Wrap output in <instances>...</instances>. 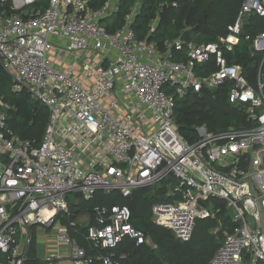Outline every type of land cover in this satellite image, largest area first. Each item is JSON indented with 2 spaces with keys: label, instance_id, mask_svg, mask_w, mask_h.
Segmentation results:
<instances>
[{
  "label": "built area",
  "instance_id": "1",
  "mask_svg": "<svg viewBox=\"0 0 264 264\" xmlns=\"http://www.w3.org/2000/svg\"><path fill=\"white\" fill-rule=\"evenodd\" d=\"M36 2L0 0V69L12 93H26L49 112L37 143L18 138L7 126L8 105L0 109V264H27L40 233L64 252L47 264H125L116 248L126 238L155 250L128 207L90 203L97 192L128 198L163 182L172 201L152 205L156 226L188 242L197 220L224 211L231 232L211 264H264V32L243 31L253 17L264 19V0H243L215 42L178 39L165 53L136 39L137 5L110 34L100 24L107 3L94 10L90 0H49L44 9ZM51 38L99 54L90 88L49 58ZM241 43L250 58L260 56L253 81L229 63ZM220 88L229 104L242 107L247 126L221 132L196 126L195 139H183L175 98Z\"/></svg>",
  "mask_w": 264,
  "mask_h": 264
},
{
  "label": "trees",
  "instance_id": "2",
  "mask_svg": "<svg viewBox=\"0 0 264 264\" xmlns=\"http://www.w3.org/2000/svg\"><path fill=\"white\" fill-rule=\"evenodd\" d=\"M36 7L47 6L49 0H36ZM109 0H90L94 10L102 9ZM243 0H118L116 11L100 24L113 34L125 24L126 15L138 5L131 29L137 40L155 43L161 53H165L166 44L178 39L197 45L215 42L226 36L228 27L236 19ZM245 34L256 35L264 32V19L253 17L244 28ZM174 50L171 57L174 59ZM180 56V55H179ZM230 64L241 65L253 81L260 56L250 58L246 43H241L233 54L228 55ZM10 82L0 69V95L5 83ZM14 94V93H12ZM20 101H10L5 96L2 104H7V126L21 140L40 141L43 130L48 122L49 112L46 107L40 108V103L31 99L26 93ZM174 123L179 135L192 141L195 139L194 127L205 126L208 131L226 130L228 128L242 129L247 126L242 107L228 102L226 90L220 88L200 95L188 94L183 98H175ZM156 187V188H154ZM167 183L135 190L128 198H123L119 192H97L93 205H120L128 207L132 216L143 224L146 236L151 244L156 246L161 254V260L154 256L155 250L148 245L136 246L135 242L124 239L116 248V252L127 256L125 264H211V260L219 248V238L225 232H231V224L225 212L215 219L197 220L191 239L180 242L174 234L156 226L151 218L152 205L159 202H171L168 196ZM222 225L217 232L215 229ZM36 239L29 248L27 264H41L36 259ZM82 243V241L80 240ZM5 261V255L0 253V262Z\"/></svg>",
  "mask_w": 264,
  "mask_h": 264
},
{
  "label": "crops",
  "instance_id": "3",
  "mask_svg": "<svg viewBox=\"0 0 264 264\" xmlns=\"http://www.w3.org/2000/svg\"><path fill=\"white\" fill-rule=\"evenodd\" d=\"M117 2L118 0H109L107 2L108 8L105 17L102 19H105L113 14L115 10H111L110 7L114 4V6L117 8ZM50 41L53 47L49 53V58L54 62V64L57 65L62 71L71 73L83 87L90 88L94 81V77L90 72V69L93 70L100 64L99 54L94 52L92 49H88L83 53H78L77 51L71 49L70 43L67 40L51 38ZM109 57L110 59H113L115 56L114 54H111ZM47 246L48 249L53 248L50 251H47V255H49L48 257L64 256V252H62L63 249H61L58 245L49 246L47 243ZM39 253L41 255L45 254V252Z\"/></svg>",
  "mask_w": 264,
  "mask_h": 264
},
{
  "label": "rangeland",
  "instance_id": "4",
  "mask_svg": "<svg viewBox=\"0 0 264 264\" xmlns=\"http://www.w3.org/2000/svg\"><path fill=\"white\" fill-rule=\"evenodd\" d=\"M111 10H115L116 11V6H114V4L110 7ZM135 12L138 10V5H137V9H134ZM54 63V62H53ZM7 97L8 100L10 101H20L21 100V95H14L12 94V91H11V84L10 82H7L5 83L4 85V88H3V92L1 93L0 95V109H1V106H2V98L3 97ZM40 108L43 109V106L40 105ZM156 188V187H154ZM74 197L69 195L68 196V203L70 206L73 205L74 203ZM82 205H84L83 203L81 204V207ZM217 232V231H216ZM224 239V235L222 238H219V243L222 242V240ZM50 240H47L43 235L42 233L39 234L38 236V239H36L35 241V246H36V259H39L41 262L44 261L49 255H47V251H50L51 249H48L47 247V243L49 242ZM50 245H54L52 242L49 244ZM39 252H45L44 255H41ZM38 256V257H37ZM46 262V261H45Z\"/></svg>",
  "mask_w": 264,
  "mask_h": 264
},
{
  "label": "water",
  "instance_id": "5",
  "mask_svg": "<svg viewBox=\"0 0 264 264\" xmlns=\"http://www.w3.org/2000/svg\"><path fill=\"white\" fill-rule=\"evenodd\" d=\"M24 15L27 16L28 15V10L24 11ZM233 130V128H230ZM222 130H217V132H221ZM76 196L80 197V193L76 194ZM198 204L201 206V207H204V203L199 201ZM72 211L74 213H76L78 211V209L76 208H73ZM134 226L139 229V230H142L144 231V227H143V224L140 220H135L134 221ZM154 256L158 259V260H161V254L158 250H155L154 252ZM41 264H47L45 261H42Z\"/></svg>",
  "mask_w": 264,
  "mask_h": 264
}]
</instances>
